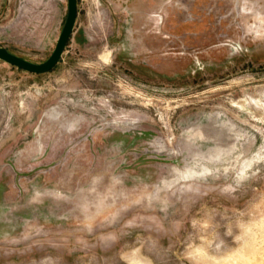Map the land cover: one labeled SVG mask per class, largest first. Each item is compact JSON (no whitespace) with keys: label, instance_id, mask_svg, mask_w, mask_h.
Here are the masks:
<instances>
[{"label":"rangeland","instance_id":"rangeland-1","mask_svg":"<svg viewBox=\"0 0 264 264\" xmlns=\"http://www.w3.org/2000/svg\"><path fill=\"white\" fill-rule=\"evenodd\" d=\"M0 11L39 64L68 0ZM0 264H264V0H78L0 62Z\"/></svg>","mask_w":264,"mask_h":264},{"label":"water","instance_id":"water-1","mask_svg":"<svg viewBox=\"0 0 264 264\" xmlns=\"http://www.w3.org/2000/svg\"><path fill=\"white\" fill-rule=\"evenodd\" d=\"M78 15V0H68V14L61 31L56 47L51 56L43 63L30 62L16 54L0 47V60L12 66L33 74H45L51 72L62 59L67 43L74 31Z\"/></svg>","mask_w":264,"mask_h":264},{"label":"crops","instance_id":"crops-1","mask_svg":"<svg viewBox=\"0 0 264 264\" xmlns=\"http://www.w3.org/2000/svg\"><path fill=\"white\" fill-rule=\"evenodd\" d=\"M10 11H12V9H11V7L9 8V13H10ZM0 14H1V11H0ZM3 26L0 24V35L2 36V37H0V40L1 41H4L5 40V36L7 35V32L6 31H3V30H6V29H1ZM4 36V37H3ZM60 36V35H59ZM4 39V40H3ZM58 39H59V37H58ZM37 42V46H39V44H43V42H44V35L40 38V41H38V40H36ZM58 41V40H57ZM57 44V43H56ZM0 47H3V48H6L8 51H10L11 53H13V54H16V55H18V56H20V57H22V58H24V59H26V60H28V61H30V62H33V63H36V62H34L32 59H30L29 58V56L28 55H24V54H20L17 50H14V49H12L11 48V45L10 44H8V43H6L5 41L3 42V43H0ZM54 51V50H53ZM53 53V52H52ZM51 53V54H52ZM0 62H4V61H1L0 60ZM43 63V62H42ZM23 72H24V70H23Z\"/></svg>","mask_w":264,"mask_h":264}]
</instances>
